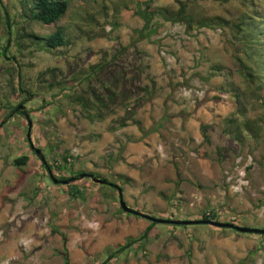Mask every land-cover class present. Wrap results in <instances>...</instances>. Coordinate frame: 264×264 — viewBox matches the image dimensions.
<instances>
[{
    "label": "rangeland",
    "instance_id": "obj_1",
    "mask_svg": "<svg viewBox=\"0 0 264 264\" xmlns=\"http://www.w3.org/2000/svg\"><path fill=\"white\" fill-rule=\"evenodd\" d=\"M68 1L60 25L71 44L48 52L16 37L21 5L0 0V101L11 96L19 76L43 93L50 84L71 82L70 92L100 99L91 114L58 96L41 122H33L35 147L50 162L73 155L74 171L118 183L116 174L127 176L124 199L150 216L195 220L214 208L221 222L236 218L240 226L264 229V109L244 67L252 66V45L237 28L253 11L264 15V0H152L159 12L184 2L193 21L158 14L148 37V0ZM204 19L219 24L200 26ZM232 93L256 121L257 138L245 130L240 142L225 131L226 118L240 106ZM28 124L14 115L0 131V264H65L66 252L73 264H100L109 247L143 235L150 220L122 212L112 187L106 198L98 183L82 177L86 197L75 199L45 176L26 141ZM23 154L31 156L24 168L38 174L22 177L14 160ZM144 242L109 264H264L262 234L210 224L159 223Z\"/></svg>",
    "mask_w": 264,
    "mask_h": 264
},
{
    "label": "trees",
    "instance_id": "obj_2",
    "mask_svg": "<svg viewBox=\"0 0 264 264\" xmlns=\"http://www.w3.org/2000/svg\"><path fill=\"white\" fill-rule=\"evenodd\" d=\"M18 1L19 4L21 5L20 12L22 17V22H20L21 26L18 27L16 30L17 38H21L22 40H24V43H27L29 46L37 50H45L48 52H54L62 47L67 46L68 44H71V38L67 35V28L65 26L60 25L61 21L63 20V18L66 17V15L68 14L71 8V3L68 0H18ZM151 2L152 0L147 1V7L143 14L146 20L145 28L146 30H149V32L146 34L145 37H148L152 33L156 32L155 29H152V26L158 14H163L167 20L173 22L188 21V23H191L193 21L191 15L187 11V5L182 1L180 2V6L178 10L170 11L166 9L163 12H159L158 8H154ZM6 23L10 25L9 18H6ZM215 24H219V23H216V20L214 19H204L200 21V26H204V27L205 26L212 27ZM15 25H17L16 22L14 26ZM34 26H40L42 28L46 27L47 30L44 33L37 32L34 29ZM237 28L243 31L244 37L247 41L246 43L248 45H252L250 46V48L253 51L251 54H249V59L251 61L252 66H248L244 64V67L250 70V72H248V76L254 79L255 82H257L258 84L259 98L261 100V105L264 109V15L258 16L257 13L253 11L252 13L249 14L248 18L242 19L241 22L237 24ZM10 35L11 32H9L3 52L7 56V58H9V56L7 55V51H8V45L10 44L11 41ZM93 75L94 74L91 73L86 74V76L83 79L89 82L93 77ZM18 85L13 89L10 97H7L4 100L0 101V131L4 129L9 119L14 115L21 116L22 119H24V121L26 122V124L28 119H31L34 122V125L40 123L41 120L39 119V116L41 115V113L53 107V103L57 101V98H59L58 96L60 95H63V97L65 98L68 97L71 100L72 99L75 100L76 102H78V104H80V106H82V108H84L90 113L96 109L97 103L98 101H100L99 98L98 101L95 98H93L94 100L90 99L83 93L70 92L72 89H76V85L72 84L71 82H70L71 85L70 87L62 86V84L61 85L50 84L46 89L47 93H43L45 90L44 91L34 90L29 85V83L25 82L22 79L21 76H19ZM46 94L48 96H46ZM30 99L41 100V104L37 107H33V106L30 107L29 101H32ZM230 100L234 101L237 105H240L238 94L232 93ZM21 106L25 107L26 110H21L20 108ZM16 109H18V111L14 115H12V113ZM27 115H29V118L27 117ZM94 115L95 117H99L101 113L95 112ZM225 121H226L225 124L227 125L225 131L228 134L235 136L236 139L240 142L244 141L245 130L248 131L252 135V137L254 138L258 137L257 123L255 120L246 118V107L243 104L238 106V108L232 113V115L226 118ZM262 121H264V118L262 119ZM136 123L139 124L138 121ZM26 141L29 144L32 153L39 156L36 153L35 149L32 147L33 140H30L28 138V135L26 137ZM48 150L51 151V149ZM46 157L47 156L45 155V158ZM47 158H46V162H43L40 157L41 165L43 167L45 176H48L49 178L52 177L53 179L54 173L56 172L62 173V176L60 178H57L58 182L55 185H65L67 188L66 190L68 191L70 197L72 198L79 199L86 197L88 187L84 184H80V180L82 179V177H91L90 175H95L98 178H103V179H107L108 181H111L109 180L108 176H106L105 174L96 173V172L84 173V171L81 170L79 171L71 170L69 165H72V159L74 158L73 155H64L62 157L63 159H59L54 156L52 158V162H50L49 159ZM30 161H31V156L29 154H23L22 156H19L14 160V165L18 167L20 171H22V177H24L26 173L38 174L37 173L38 171L32 170L31 172V170H27L26 168H24L30 165L31 163ZM115 176L120 180L122 184L118 182H112V181L111 182L118 185L122 189V191H124L125 182L126 180H128L127 176L122 174H116ZM66 180L69 181L67 185L64 184V181ZM92 182L93 184L97 185L93 181V179ZM99 186L103 189V195L106 196V198L112 196V194L108 191L109 189H106L107 187H112L113 189H115L113 191L116 194H119V191L115 186L102 185V184H99ZM134 209L142 212L141 209H139L138 207H135ZM120 210L128 215H132L131 213L124 211L122 207H120ZM200 219L219 221L220 214L219 211L214 208L210 210H204L201 214V218L195 220H200ZM174 220H181V219L174 218ZM229 221L237 224L236 218ZM157 224L159 223L150 221L149 226L145 229L142 236L137 238H130L128 242L123 245H118L117 247L116 246L109 247L106 251V255H107L106 259L102 261L100 264L111 263L114 259H117V257L127 252L136 244H138L139 246L144 245L145 239L149 237L150 233L157 226ZM169 225L173 226L174 228H177L178 226H184V227L187 226V225H176V224H169ZM222 229L226 230L231 228H222ZM64 262L65 264H73L69 252H66L64 254Z\"/></svg>",
    "mask_w": 264,
    "mask_h": 264
},
{
    "label": "water",
    "instance_id": "obj_3",
    "mask_svg": "<svg viewBox=\"0 0 264 264\" xmlns=\"http://www.w3.org/2000/svg\"><path fill=\"white\" fill-rule=\"evenodd\" d=\"M21 110H26L25 107H20ZM18 109H16L12 115H14ZM29 118V115H27ZM29 121V132H28V138L32 140L31 138V130L33 127V121L31 119H28ZM32 147L35 149L36 153L41 157L43 162H46L45 155L43 154V151L39 148H36L34 143H32ZM91 178L95 183L102 184V185H109V186H115L120 194V205L123 208L124 211L131 213L133 215H138L141 217H144L152 222H157V223H165V224H176V225H192V224H210L212 226H216L219 228H231L239 232H244V233H257V234H262L264 235V229H259V228H253V227H248V226H240L232 222H221V221H215V220H206V219H200V220H174V219H164V218H156L153 216H150L148 214L142 213L128 205L126 200L124 199L123 191L122 189L116 185L115 183H112L108 181L107 179L103 178H98L95 175H90ZM53 180L55 183L58 182V179L53 175ZM69 183L68 180L64 181V184Z\"/></svg>",
    "mask_w": 264,
    "mask_h": 264
}]
</instances>
